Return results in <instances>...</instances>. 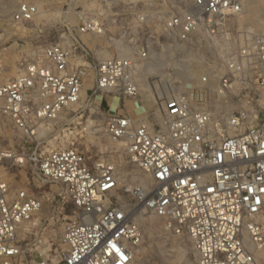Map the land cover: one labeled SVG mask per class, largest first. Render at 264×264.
I'll list each match as a JSON object with an SVG mask.
<instances>
[{
  "label": "built area",
  "instance_id": "built-area-1",
  "mask_svg": "<svg viewBox=\"0 0 264 264\" xmlns=\"http://www.w3.org/2000/svg\"><path fill=\"white\" fill-rule=\"evenodd\" d=\"M245 1L17 4L13 23L38 22L43 11L58 40L30 49L5 82L0 57V118L22 139L18 153L0 149V165L27 166L63 186L75 219L60 250L34 260L18 234L42 201L0 178V264H132L147 216L186 237L195 264H264V36L234 27ZM138 68L158 75L142 82L156 119L140 99ZM102 95L114 100L104 131L123 143L122 163H89L72 148L40 151L64 110Z\"/></svg>",
  "mask_w": 264,
  "mask_h": 264
},
{
  "label": "rangeland",
  "instance_id": "rangeland-1",
  "mask_svg": "<svg viewBox=\"0 0 264 264\" xmlns=\"http://www.w3.org/2000/svg\"><path fill=\"white\" fill-rule=\"evenodd\" d=\"M1 1V0H0ZM27 0H13L11 11L0 18V57L6 69L2 82L14 78L19 73V60L30 54L33 47H43L58 40L55 32L49 31L48 16L42 11L38 22L19 25L11 21V14L18 3ZM30 1V0H28ZM41 3V0H32ZM51 18L56 20L55 16ZM235 28L247 36H264V0H246L243 11L234 21ZM54 34V35H52ZM103 54L101 56H106ZM119 56H122L119 54ZM196 60V59H195ZM165 65L172 64L171 59L164 60ZM194 68L198 61H188ZM170 71H174L170 69ZM166 72V71H161ZM168 72V70H167ZM141 87L142 103L152 113V119L157 118V102L150 100L148 87L142 82L157 78L158 75L137 69ZM91 76L85 88H89ZM157 88L163 89L162 85ZM111 95H102L91 105H78L64 110L53 122L49 130L43 135L40 151L50 152L63 149H76L82 152L89 163L98 159H106L115 163H122L125 158L123 143L112 140L104 131L105 119L108 115L107 104L113 103ZM99 108V111L96 108ZM120 107H122L120 105ZM121 110H124L121 108ZM121 114L123 111H119ZM20 134L11 125L0 118V149L20 152ZM31 150L29 149L28 152ZM136 181L145 182L143 176L133 171ZM0 178L13 189L24 188L42 201L39 213L21 227L18 240L27 249L34 260L38 253L55 254V249L61 248V237L66 223L75 219L71 202L65 194L63 186L55 183H44L37 179L27 166L0 165ZM145 237L143 244L137 249L132 264H195L189 241L184 236L171 235L162 227L161 220L147 216L144 219Z\"/></svg>",
  "mask_w": 264,
  "mask_h": 264
},
{
  "label": "bare ground",
  "instance_id": "bare-ground-1",
  "mask_svg": "<svg viewBox=\"0 0 264 264\" xmlns=\"http://www.w3.org/2000/svg\"><path fill=\"white\" fill-rule=\"evenodd\" d=\"M13 7V0H1L0 1V18L8 14ZM42 14V11L40 12Z\"/></svg>",
  "mask_w": 264,
  "mask_h": 264
}]
</instances>
